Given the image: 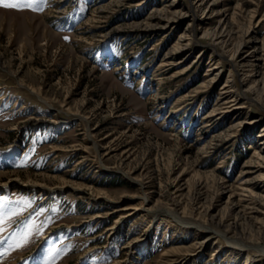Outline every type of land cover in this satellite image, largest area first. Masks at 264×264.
I'll return each mask as SVG.
<instances>
[{
	"label": "rangeland",
	"instance_id": "374dc122",
	"mask_svg": "<svg viewBox=\"0 0 264 264\" xmlns=\"http://www.w3.org/2000/svg\"><path fill=\"white\" fill-rule=\"evenodd\" d=\"M172 1L0 2V262L264 264V103L241 81L264 88V0H177L183 22L146 29ZM194 17L227 18L247 66L200 34L169 59Z\"/></svg>",
	"mask_w": 264,
	"mask_h": 264
},
{
	"label": "bare ground",
	"instance_id": "6f19581e",
	"mask_svg": "<svg viewBox=\"0 0 264 264\" xmlns=\"http://www.w3.org/2000/svg\"><path fill=\"white\" fill-rule=\"evenodd\" d=\"M217 3H218L217 0H195L194 2H192V4L191 3L190 4L192 5L191 7L193 9H195V10L198 9L200 11L201 15L200 16L198 15V17H196V18L202 19V20L203 19L207 20V19H210L213 16V14L215 13V7H216ZM170 4L173 5V7H170V9L168 11H166V13H164V14L161 13L162 9H160V8H159L160 10L158 9V10H155V12L151 13V15L149 16V21L147 23H145L146 29H150L151 30V28H154L155 26H160V28L162 27L163 29L167 30L171 26H173V28L177 27L178 24H180L181 22H183L185 20V18L188 16V14H187V12L183 11L182 8L177 7L178 4H179V1L173 0ZM196 20H195V17H194V19L188 23V26L186 27V31H184L182 34H180L179 39L177 40V42L175 44H173V46L171 47L170 53H169V59L172 58V55H178L180 52L184 51L185 49H188V46H190L191 44H193V43L197 44L198 43L197 42L198 35L200 34L201 37L206 38V39L209 40V42H208L209 44L208 45L211 46L213 48V50H216L217 47H221V49L223 50V52L221 54L218 53V55H220V58L217 61H220L221 58H223V57L225 58V56L227 54H229V52H231L234 49V47H235L234 51H232V53H231L230 62H231V60H234L236 62L235 63L236 66H242V67L247 66V65H245V63L250 60V58L252 56V51L251 52H246L245 49L243 48L244 44L241 43V42L238 43V41L236 40L237 38L233 34L234 32L232 33V30L228 29L229 25L227 27V24H229V21L227 20V18H224V17L220 18L219 21H217L218 24L216 25L215 28L206 27L205 23L201 22V20L197 22L198 27L196 28L194 26V23H195ZM187 55L188 54L180 57V59L176 62V64L172 63L173 66L174 65H178V64H184V62L186 61ZM211 58L213 60L215 57L211 54ZM216 69H217V66H213L212 68L208 69V71L211 74V73L215 72ZM187 70H188V66L184 67L182 69L181 73H185ZM217 76H219V73H215V76H212L208 80L207 84L208 85H212V83L215 82ZM241 81H242V83L243 82L247 83V89L246 90L253 91V93L257 96L258 101L264 103V88H262V91H260L261 89L258 88L256 83H254L255 81L252 78V75H247V77H245ZM228 82H229V80H226V82L221 87V97H222L221 100H225V96H227L228 94H231L230 92L233 91L234 85L232 83L230 84ZM248 83H250V84H248ZM21 84H23V83H21ZM230 101L231 102H235V101H237V99L234 98L233 100H230ZM228 102L229 101H225V103H228ZM234 105H236V104L235 103L233 105L230 104V106L227 107L226 110H224L225 114H229V113L233 112L234 110H236L238 108V107H234ZM262 130H264V129H262ZM262 159L264 160V156H263ZM247 172L248 171L245 170L243 173L245 174ZM157 203H159V202L157 201L154 205L149 206V209H145V211H149V210L154 209L156 207ZM144 205H145L144 201L141 204L137 205V206H132L131 205L129 208L133 209V210L130 211L125 216L128 217V216H131V215H135L137 210H140V208L143 207ZM260 212L264 213V211H262V210H260ZM146 215H147V213H146ZM177 220L179 222H182V225H183L184 228L189 225V220H184L183 218H180V216L177 218ZM166 221L168 222V224H170V220H166ZM116 222L119 223V220H117ZM221 224H222V222H221ZM156 225L157 224H155L154 226H156ZM157 227L159 228V226H157ZM236 236L241 238V239H244V240L245 239L249 240V237L245 234L244 231L238 232L236 234ZM262 237L264 238V235H262ZM203 243H201L202 245L201 244L200 245L203 246ZM235 243H232L234 247H232L233 249L231 248V252L233 254L237 255L240 252V249L237 247L238 246L237 243L236 244ZM249 250L251 251V249H249ZM5 262L6 261H1L0 264H5ZM247 262H248V259H247ZM245 264H247V263H245Z\"/></svg>",
	"mask_w": 264,
	"mask_h": 264
},
{
	"label": "snow or ice",
	"instance_id": "6c2138e0",
	"mask_svg": "<svg viewBox=\"0 0 264 264\" xmlns=\"http://www.w3.org/2000/svg\"><path fill=\"white\" fill-rule=\"evenodd\" d=\"M2 2V0H0ZM34 0H14L12 3H4L3 7L12 8L17 10H24L25 8H31L33 6ZM29 234H25V236L19 241L15 247H22L24 244L28 242Z\"/></svg>",
	"mask_w": 264,
	"mask_h": 264
}]
</instances>
